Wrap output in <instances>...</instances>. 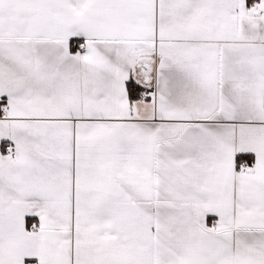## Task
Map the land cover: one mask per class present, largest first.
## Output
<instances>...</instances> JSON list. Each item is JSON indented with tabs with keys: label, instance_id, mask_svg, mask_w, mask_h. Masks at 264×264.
Returning a JSON list of instances; mask_svg holds the SVG:
<instances>
[{
	"label": "snow or ice",
	"instance_id": "1",
	"mask_svg": "<svg viewBox=\"0 0 264 264\" xmlns=\"http://www.w3.org/2000/svg\"><path fill=\"white\" fill-rule=\"evenodd\" d=\"M0 264H264V0H0Z\"/></svg>",
	"mask_w": 264,
	"mask_h": 264
}]
</instances>
